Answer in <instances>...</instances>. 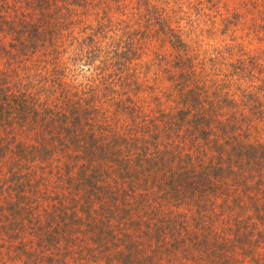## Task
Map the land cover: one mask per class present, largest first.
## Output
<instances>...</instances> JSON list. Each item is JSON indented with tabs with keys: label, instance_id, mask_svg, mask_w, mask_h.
Here are the masks:
<instances>
[{
	"label": "trees",
	"instance_id": "16d2710c",
	"mask_svg": "<svg viewBox=\"0 0 264 264\" xmlns=\"http://www.w3.org/2000/svg\"><path fill=\"white\" fill-rule=\"evenodd\" d=\"M175 1L0 0V264H264V17Z\"/></svg>",
	"mask_w": 264,
	"mask_h": 264
},
{
	"label": "rangeland",
	"instance_id": "374dc122",
	"mask_svg": "<svg viewBox=\"0 0 264 264\" xmlns=\"http://www.w3.org/2000/svg\"><path fill=\"white\" fill-rule=\"evenodd\" d=\"M188 1L190 2L185 3V5L183 6L184 11H186L187 14L190 15V17L193 18L195 22H198V21L204 22V20H206L207 17L203 16V14L209 15V8H211V3L208 2L210 0H188ZM218 1L220 5L226 4L229 7H236L235 16L237 15L239 16L237 17V20L236 18L235 20L238 21L239 23H241V20H243L244 14L248 10H251V12L253 13V17L257 18L258 21H260V18L264 17V0H218ZM172 2H177V1L170 0V4H172ZM228 10H229L228 12H226L225 10L224 11L228 13L229 16L234 15L232 14L233 8H228ZM234 29H237V32H235L234 35L237 38H240L243 34V32H241V27L237 25V27H234ZM230 39H231L230 37H227V36L222 37L220 34H218L215 37L212 36L211 38H208L205 36L203 43L207 44V46H210L212 48L221 49L226 44L233 43ZM262 62L264 66V60ZM221 68L225 74L230 75L227 78V81H229L230 79L231 80L237 79V76H236L237 73H235L230 67H227L225 65V66H221Z\"/></svg>",
	"mask_w": 264,
	"mask_h": 264
}]
</instances>
